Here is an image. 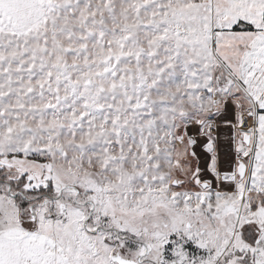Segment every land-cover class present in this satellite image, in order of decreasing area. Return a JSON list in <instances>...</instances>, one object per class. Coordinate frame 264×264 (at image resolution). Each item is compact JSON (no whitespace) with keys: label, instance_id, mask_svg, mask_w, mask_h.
Here are the masks:
<instances>
[{"label":"snow or ice","instance_id":"obj_1","mask_svg":"<svg viewBox=\"0 0 264 264\" xmlns=\"http://www.w3.org/2000/svg\"><path fill=\"white\" fill-rule=\"evenodd\" d=\"M0 264H264V0H0Z\"/></svg>","mask_w":264,"mask_h":264}]
</instances>
